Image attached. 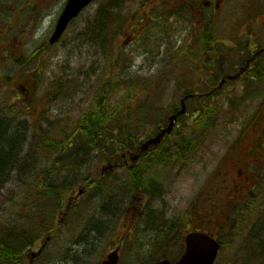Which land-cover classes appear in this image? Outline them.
<instances>
[{
  "label": "rangeland",
  "instance_id": "1",
  "mask_svg": "<svg viewBox=\"0 0 264 264\" xmlns=\"http://www.w3.org/2000/svg\"><path fill=\"white\" fill-rule=\"evenodd\" d=\"M110 1L113 2L94 0L72 21L62 39L50 44V35L66 0H0V34H4L6 40L2 46L0 36V116L6 112L7 103L14 102L16 95L23 91L27 97L22 96V100L33 103L30 110L33 114L23 115L32 125L39 121L41 125L67 127L72 132L78 123H84L87 113L97 109L98 102L104 101L106 108L109 106L116 111L118 122L127 120V125L122 122H113V125L128 126L132 138H145L156 130L173 107L180 104L184 94L209 91L216 85L223 65L226 66L223 73L238 70L241 64L236 67V63H240L244 55L233 48L234 42L229 40L232 32L227 23L253 16L264 21V0H229L218 12L214 33L223 42L215 55L207 52L209 44L203 46L188 39L189 34L201 35L195 31L199 22L197 17H189L192 22L182 21L180 7L169 5L163 13L165 5L156 0H120L115 6ZM101 7L113 15L117 25L110 31H106L108 27L103 29L101 37L96 39V32L90 30L99 19L97 11ZM148 19L149 27L138 34L135 26L145 25ZM104 25L106 27V23ZM236 29L239 30L237 26ZM129 37L131 39L126 42ZM20 56L29 57L28 63L17 62ZM263 63L255 65L241 79L225 83L210 100L194 98L188 101V117L180 121L176 136L172 138L173 142L187 141L189 137L194 140L193 149L186 155L177 158L169 151L168 160L163 162H158L156 156H148L132 166L123 161L120 167L109 168L111 154L105 156L102 149L95 150L84 163L82 171L85 174L95 173L94 179L101 173L110 178L117 175L125 182H130L136 174L141 177L142 188L133 191L126 205L123 202L124 213L122 209L117 210L115 202L121 200L122 195L118 197L114 190L112 198L110 193L108 215L106 212V220L103 219L105 222L100 226L101 234L96 235L88 224L91 229L85 240L80 239L82 226L71 224V215L60 225L58 217L57 234L49 237L42 253L34 257V251L44 242V239L39 240L28 251L27 262L99 264L115 247L117 242L111 240L121 235L128 237L127 231L131 228V239L122 247L119 264H140L150 257L157 259L163 253L173 258L179 256L184 248L182 231L190 225L194 207L192 194L200 188L201 200L197 203L201 204L202 211L215 210L207 218L215 217L213 222L206 221L205 225L222 239L216 264H264V252L261 253L264 245V162L258 169L255 190L241 201L237 200V205L224 195L214 199L206 197L217 165L225 159L231 160L233 153L241 151L242 144L254 143L257 129H262L264 69L263 74L257 70L264 68ZM140 79L142 82L137 85ZM203 106L218 110L215 125L207 131L201 124ZM257 112L260 113L256 115ZM189 121L192 123L190 129ZM110 128L113 133L114 129ZM34 134L29 133V138ZM186 143L190 142L183 145ZM257 147L256 157L263 156L264 160L258 143ZM115 148L121 151L117 145ZM250 159L243 154L244 170ZM93 186L91 180L80 181L70 194L76 196L80 188L89 191ZM12 188L11 185L0 186V210L8 204ZM136 205L138 208L126 210ZM227 210L230 212L224 220L222 215ZM92 211L93 208L89 212ZM113 217L115 221L111 222ZM90 223L94 224V219ZM225 227H229L228 232ZM164 237L167 239L162 242Z\"/></svg>",
  "mask_w": 264,
  "mask_h": 264
},
{
  "label": "trees",
  "instance_id": "2",
  "mask_svg": "<svg viewBox=\"0 0 264 264\" xmlns=\"http://www.w3.org/2000/svg\"><path fill=\"white\" fill-rule=\"evenodd\" d=\"M119 1L113 0V2L110 1V4L115 6ZM107 12L106 8L102 7L97 11L99 19L102 17V20L98 19L95 22V27L90 30L96 32L94 35L96 39L101 37L103 29L108 27L106 31H110L116 28L117 24L113 15ZM104 23H106V27ZM208 34H212V32L207 30L201 33L205 37ZM214 35L217 38L215 33ZM231 56L227 58L231 60ZM242 58L244 57L242 56ZM28 61L29 57L26 56H20L17 59V62L22 65L27 64ZM263 62L264 59H260L254 63L259 65ZM238 65L239 63H236V67ZM225 68L226 66L223 65L220 69L223 75L228 74V72L223 73ZM263 69L260 67L257 72L263 74ZM141 82V79L138 80L137 85H140ZM16 96L14 102L6 101L8 102L6 109L4 108L6 112L0 116V186H13L8 204L3 205L0 210V264H30L27 262L29 249L48 234H51L52 237L57 234L55 226L58 212L65 209V203L71 195L70 193L80 181L91 180L98 185L97 188H92L87 195L80 197L79 201L75 202L68 211V218L69 215L73 217L71 224L77 223L79 227L83 228L80 232V239L86 238L84 233L87 227L85 224L92 219L95 221L93 229L101 234V223L106 220L104 217L106 212L108 215L109 204L107 203L110 193L113 198L115 190L118 197L123 193L122 197L126 198L131 193V189L143 186L141 177L136 174L132 183L122 181V178L117 176L113 178L102 176L94 179L95 173L85 174L82 171L88 161L86 159L95 150L102 149L105 156L112 154V151L115 150L113 148L115 145L112 142L115 139L121 144V147H129L133 144L126 141L123 127L114 130L116 135L112 133L108 125L112 121V119L109 120L111 113L115 118L114 123H121L123 120L118 122V114L109 106L106 108L104 101L98 102L97 109L87 113L83 119L84 123H78L71 132L67 127L61 129L51 124L44 126L39 124V121H36L35 126L34 123L32 125L28 118L23 116L33 114L30 111L32 101L22 100V96L27 97L23 91ZM205 100H210V98ZM110 110H112L111 113ZM200 110V116L203 117L201 124L207 131L215 125L214 119L217 117L218 110L215 108L206 109L204 106ZM258 113L260 112H257L256 115ZM32 132L35 134L29 138V133ZM259 137L260 135H257L256 143L264 151V132L262 139ZM190 141L194 140L191 137L187 141L180 140L182 156L192 150V148L189 149V143L183 145ZM158 160L163 161L162 158ZM115 202L118 204V200ZM118 205L117 210L120 208V204ZM91 208L94 211L90 213ZM103 209L105 210L102 212ZM114 221L115 217L111 219V222ZM224 230L228 232L229 227ZM166 239L164 237L162 242H165ZM263 252L264 245L261 249V253ZM163 256H167V254ZM177 258L178 256H175L173 259ZM153 260L155 259L150 257L149 261L143 260L140 264H150Z\"/></svg>",
  "mask_w": 264,
  "mask_h": 264
},
{
  "label": "flooded vegetation",
  "instance_id": "3",
  "mask_svg": "<svg viewBox=\"0 0 264 264\" xmlns=\"http://www.w3.org/2000/svg\"><path fill=\"white\" fill-rule=\"evenodd\" d=\"M229 0H161V3L165 5V8H163V13H165V10L167 9V6L172 5L178 6L182 10V15L180 19L182 21H190V18L195 19L197 17V21L199 24L196 26L195 30H199L203 33V31H209L212 32V34H208L205 36H196V38L189 34L188 38L189 40H196L197 43L208 45L207 52L218 54L219 49L218 47H221L222 40L215 38L214 35V29L216 27V23L218 22V12L221 9L223 5L227 4ZM160 3V4H161ZM1 16V13H0ZM189 19V20H188ZM227 26L231 30V35L229 37V40L234 42L233 48L235 50H238L239 54L248 55L251 56L255 51L258 49L264 47V21H260V19L256 17L251 18H240L239 21L236 22V20H232V22L227 23ZM236 26L239 30L236 29ZM131 38H127L126 42H128ZM224 44H226L224 42ZM218 46V47H217ZM219 47V48H220ZM207 53V54H208ZM235 53V54H238ZM247 57V58H248ZM246 58V59H247ZM245 59V60H246ZM264 59V53L261 55H258L252 62L253 66L258 60ZM215 88H211L210 95H207V92L205 94V97H210L215 94ZM189 93V92H187ZM186 93V94H187ZM195 94H199L198 92H195ZM202 94V93H201ZM197 98V97H192ZM180 108V104H178L176 107H173L169 114H167L166 118L159 123V125L156 127L158 129H161L162 127L166 126V122L168 121L169 117L177 113V110ZM189 111L187 110L186 114L180 115L177 119V125L175 127V130L169 134H167L164 138H162L163 141L151 143L150 145H147V147L143 148V142L145 140H148L149 138L153 137L152 134L155 133V131L151 132L150 134H146L147 136L140 137L138 140L135 139V142L131 144L127 149L126 152L121 155V158H118V160H114V166L120 167L123 160L126 165L134 164V162H137L139 160L145 161L148 156L153 157L156 156L157 159H168L166 155L170 151L172 156L179 157L182 155L181 153V146L180 140H176L173 142V137L176 136V128L180 125V121L183 120L185 117H188ZM167 120V121H166ZM194 121V120H193ZM192 121V122H193ZM192 123L188 122V129H190V125ZM254 140V137L252 141ZM133 142V140L131 139ZM173 142V144L168 145V143ZM253 144L246 143L245 145L242 144L241 151H237L233 153L231 160L225 159L224 161H221L217 165V170L213 174V178L210 180V183L208 185L207 195L206 197L209 199H214V197H218L220 195L227 196L233 204L236 203L237 200L242 199L243 197H248V195H251L253 191L256 188V183L258 180V169L261 166L260 163L264 162L263 156L256 157V151L252 148ZM190 147H192V144H190ZM127 153V154H126ZM243 154L247 155L248 158H251L246 165V169L244 170L243 167L245 166L244 160H243ZM264 154V152H263ZM185 155V153H184ZM135 156V160H133ZM129 158L132 159V162H129ZM142 188V187H141ZM201 189L199 188L198 192H194L192 194L193 197V211L195 212L194 217L191 218V226L190 230H202L204 231L206 228V225L204 223V214L201 213V205L200 203H197L198 200H201ZM230 202V201H228ZM222 204V202H220ZM213 206L216 205V203L212 204ZM224 205V204H222ZM131 208H138V206L128 207L127 210H130ZM212 208V207H211ZM213 209V208H212ZM230 212L229 210L226 211V213H223L224 220L226 219L227 213Z\"/></svg>",
  "mask_w": 264,
  "mask_h": 264
},
{
  "label": "water",
  "instance_id": "4",
  "mask_svg": "<svg viewBox=\"0 0 264 264\" xmlns=\"http://www.w3.org/2000/svg\"><path fill=\"white\" fill-rule=\"evenodd\" d=\"M93 0H67L65 7L61 12V16L56 23V28L52 35L50 36V44L58 42L63 33L68 29L70 22L75 17L83 11L85 7L91 4ZM250 64L249 62H247ZM247 66L243 67L241 71L237 74L229 75L228 78H237L243 72ZM226 78H223L221 85L226 81ZM221 87V86H220ZM192 94H188L182 100V108L170 117V122L166 128L162 129L156 137L148 140L143 146L147 147L150 143L160 142L161 139L166 135L165 133L171 132L175 126V121L177 120L180 114H184L187 111L186 101L188 97ZM82 191V190H81ZM186 248L179 260L172 263L168 258L161 259L152 264H214L217 259V253L220 249V244L217 239L211 236L208 233L201 231H193L188 233L185 239ZM119 250L117 247L116 250L110 252L105 258V261L102 264H117L119 262ZM36 255V254H34Z\"/></svg>",
  "mask_w": 264,
  "mask_h": 264
}]
</instances>
